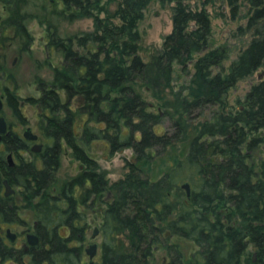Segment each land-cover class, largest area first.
Here are the masks:
<instances>
[{"label": "trees", "instance_id": "obj_1", "mask_svg": "<svg viewBox=\"0 0 264 264\" xmlns=\"http://www.w3.org/2000/svg\"><path fill=\"white\" fill-rule=\"evenodd\" d=\"M113 1L116 8L110 10ZM151 1L70 4L76 6L74 17L93 16L94 27L76 37V47L56 41L65 60L54 67L50 82H40V95L34 99L49 145L36 165L23 164L20 175L7 165L14 175L10 182L22 188L20 203L37 219L69 221V234L79 238L87 236L84 208L105 202L100 264H155L159 247L168 256L164 264H264V156L255 151L264 142L259 132L264 129V78L251 86L239 106L227 100L230 88L264 63V29L258 27L264 0H228L234 14L247 3V24L255 27L228 67L224 62L231 48L214 44L211 12L205 4L196 8L185 0H171L172 31L161 48L144 57L139 22ZM192 61L191 79L175 88L176 63L187 71ZM144 90L159 108H152ZM169 107L174 110L169 113L172 129L160 132L157 126ZM208 107L210 116L193 126L192 135L190 118ZM79 120L81 132L76 131ZM96 138L109 140L112 151L132 146L144 163H131L125 177L109 184L80 143ZM178 138L188 139L184 156L172 155L176 166L153 177L158 150L174 146ZM66 147L84 168L52 193ZM186 170L190 175L183 176ZM186 177L193 184L190 197L181 188ZM107 190H112L110 198L105 197ZM43 235L58 233L53 228ZM250 243L257 259L248 251ZM73 245L54 252L47 263L36 262L80 264L81 250Z\"/></svg>", "mask_w": 264, "mask_h": 264}, {"label": "rangeland", "instance_id": "obj_2", "mask_svg": "<svg viewBox=\"0 0 264 264\" xmlns=\"http://www.w3.org/2000/svg\"><path fill=\"white\" fill-rule=\"evenodd\" d=\"M189 2L193 7H201L206 5L212 14V24H213V37L215 45L227 43L231 48L230 57L225 60V66H229L232 60L238 57V53L241 49L245 48L250 42L254 35L255 27L249 26L248 23V8L249 5L244 3L236 14L233 13L232 7L228 0H185ZM44 4H40L41 8H37L38 15L35 19H29L28 26L31 32L34 34V41L31 44L30 49L23 50L21 52L10 51L8 55L12 60L15 54H19V58L15 64L9 63L10 70L15 73L22 84V94L24 96L29 95H40V83H38V78H42L44 81L50 82L54 78V67L61 65L64 62V57L61 51L56 49L53 45H47L48 34L57 30L59 36L65 38L68 36H73L77 33H82L85 31L92 30L94 27V17L93 16H83L74 17L73 11L76 6H70L69 8L61 1L51 5L50 2L44 1ZM175 1L171 0H152L147 8L145 9L144 17L139 22V30L142 35V53L144 57L147 58L148 53L155 51L162 47L165 36L172 31L173 28V5ZM110 10L116 8V1L109 4ZM35 11H37L35 9ZM104 13H102L103 15ZM71 17V19L69 18ZM259 29H264V19L258 24ZM83 48H81L82 50ZM175 88L181 87L183 83L189 82L192 73L194 72L193 61L188 64V72L181 70V64L176 63L175 65ZM218 68L215 67V70ZM38 77V78H37ZM264 78V63L258 67L252 74L241 78L237 81L236 85L227 93V100L232 106H239L242 100L254 83H257ZM145 89V88H144ZM188 89L184 90L187 93ZM144 96L151 103L152 108H159L155 103V99L148 90H144ZM170 96V94H169ZM171 97V96H170ZM159 101V100H158ZM171 108V107H169ZM161 111L164 113V108L160 107ZM8 114L10 118L13 117L11 109H8ZM161 112V113H162ZM23 113L28 118V123L33 126L34 130H38L37 123L39 121L40 108L35 103V101H30L24 99ZM169 113H174L171 108L165 112V118L162 123L158 124L157 130L160 132L169 131L172 129V117ZM207 115V116H206ZM210 116V108H206L203 111L197 110L190 118L191 124L189 129L194 135V125L199 120H204L206 117ZM102 125V124H101ZM26 124L23 128L25 129ZM79 129V130H78ZM80 120L76 123V131L81 132ZM127 130V129H126ZM38 132V131H37ZM260 136L264 137V129H260ZM194 133V134H193ZM189 136V135H188ZM188 142L187 138L174 140V146L166 147L164 150H158L153 163L151 175L157 177L165 172L169 166H176L174 162L175 155L179 158L184 156L187 149L185 146ZM83 147L86 148L88 153L93 156V158L98 163V169L105 172L106 177L109 180V184L113 183L115 180L125 177L126 173L130 169L132 164H143L144 161L138 159L136 152L132 146H124L118 150L112 151L111 143L105 138L93 139L89 144L80 140ZM262 147L259 145L256 147L255 151L261 152L259 155L264 156V142H262ZM173 155V156H172ZM258 159V158H257ZM259 160V159H258ZM180 167V166H179ZM178 167V168H179ZM81 162L71 155V149L66 147L61 154V163L58 169V182L55 189L61 184V182L79 173L81 170ZM183 176L190 175L189 171H185ZM189 177L182 182L188 181ZM191 181V179H189ZM190 181H188L190 183ZM181 183V185H182ZM193 184L190 183L191 191ZM182 189H185L183 186ZM57 193V191H54ZM187 194V191H186ZM112 195V190H107L106 196L110 198ZM191 196V195H190ZM189 196V197H190ZM188 197V195H187ZM106 208L105 202H98L92 204V206L84 208L86 211V217L88 221V229L86 236V247H88L92 242L99 244L98 253L100 254L101 243L103 241V235L99 227L102 223L103 211ZM28 221L33 222L35 219V214L33 210H26L22 213ZM95 229L98 232L95 234ZM124 241L127 238L121 236ZM184 246L191 249L193 245H188L184 243ZM183 246V247H184ZM187 250V251H188ZM248 251L252 252L253 258L257 259V250L253 243L248 246ZM255 255V256H254ZM96 258V256H95ZM100 257L96 258L99 260ZM168 259L165 249L157 248L155 251V264H164ZM89 263V255L85 254V264Z\"/></svg>", "mask_w": 264, "mask_h": 264}, {"label": "flooded vegetation", "instance_id": "obj_3", "mask_svg": "<svg viewBox=\"0 0 264 264\" xmlns=\"http://www.w3.org/2000/svg\"><path fill=\"white\" fill-rule=\"evenodd\" d=\"M44 1L0 0V264H38V259L45 262L54 252L63 248L69 249L72 243L75 248L79 247L81 250L80 264H85V254L87 253L86 238L71 236L69 221L39 220L35 216L33 222H30L23 217L22 213L30 208H26L23 203H20L23 190L10 182L14 175L7 168V165L14 167L17 171L16 174L20 175L23 164L36 165L45 147L49 145L42 135L39 121L37 123L38 132L32 125L27 124L28 118L23 113L24 99L34 101L38 96L22 94L20 79L9 68L10 61L15 64L19 54H15L12 60L8 55L10 51L17 53L31 48L34 34L28 26V21L37 17L39 10L37 8H41L40 4H44ZM46 1L51 5L62 1L66 8H69L70 4L76 0ZM79 36L81 33L63 38L55 30L48 34L47 45H53L59 50L56 41L64 39L61 46L65 47L64 44L72 42L76 47V37ZM37 80L38 83L46 82L40 77ZM8 109H11L13 115L11 118ZM24 124H26L25 129L23 128ZM28 129L30 131L27 136ZM34 134L37 135L36 138L30 137ZM35 145H41L40 149H34ZM81 166L82 170L84 165L81 163ZM16 174L15 176H17ZM5 180L8 181L9 187ZM50 190L52 193L58 191L55 188ZM85 224L88 226L87 220ZM53 228L58 233L57 236L43 235L44 232H52ZM93 243L96 242L91 244ZM96 244V253L93 259L95 264H100L101 259L96 260V258H101L102 252L98 253L99 244Z\"/></svg>", "mask_w": 264, "mask_h": 264}, {"label": "water", "instance_id": "obj_4", "mask_svg": "<svg viewBox=\"0 0 264 264\" xmlns=\"http://www.w3.org/2000/svg\"><path fill=\"white\" fill-rule=\"evenodd\" d=\"M1 121H2V120H1ZM29 131H30V130L28 129V131H27V133H26L27 136H28V132H29ZM30 137H32V138H36L37 135L34 134V135H31ZM40 147H41V145H35V146H34V149H40ZM5 183H6L7 187L10 186L9 183H8V181L5 180ZM182 186H183L184 188H186L187 195L190 196V195H191V187H190V183H189L188 181H185L184 183H182ZM96 233H97V229H95V234H96ZM96 246H97V244H96V243H93V244H91L89 247H87V250H86V251H87V253L89 254V257H90V260H89V263H88V264H95L93 257H94V255H95V253H96ZM254 256H255V255H254Z\"/></svg>", "mask_w": 264, "mask_h": 264}]
</instances>
